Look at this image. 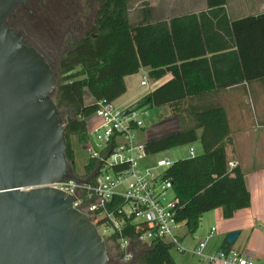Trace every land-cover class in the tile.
<instances>
[{"label": "trees", "instance_id": "obj_1", "mask_svg": "<svg viewBox=\"0 0 264 264\" xmlns=\"http://www.w3.org/2000/svg\"><path fill=\"white\" fill-rule=\"evenodd\" d=\"M226 4L227 0H208L212 15L222 16L227 21L226 26H231L238 34L237 45L244 61L250 56L253 65L263 68L259 74L264 75V12L230 23ZM94 9L85 35L56 58L58 69L53 98L65 114L66 157L71 171L77 173L72 136H76L81 145L87 143L89 118L96 112L97 102L115 101L128 90L126 76L148 67L152 80L168 72L173 73V78L149 91L134 103L135 106H168L179 124L177 131L149 139L146 142L148 154L197 140L203 145L202 152L179 158L164 171V178L173 182L178 200L176 220L184 223L188 233L194 235L206 212L221 208L225 218H232L236 211L250 207L252 195L245 170L240 165L229 167L227 146L234 144V137L227 111L223 105L212 102L213 87L200 83L211 76L204 68L205 47L197 48V36L203 31L199 17L208 14L190 13L133 25L129 0H98ZM241 29L249 33L250 45L239 37ZM66 32L71 34L70 29ZM224 47L228 48L229 44ZM87 94L93 102L86 100ZM95 168V160H89L85 175ZM118 204L123 201L115 199L109 208L115 210L123 228L120 233H112L109 239L118 242L121 236L130 237L134 250L139 251L136 264H178L172 254V242L164 239H155L151 245L139 242V235L149 224L122 215ZM220 249L231 251L232 244L225 240Z\"/></svg>", "mask_w": 264, "mask_h": 264}, {"label": "water", "instance_id": "obj_2", "mask_svg": "<svg viewBox=\"0 0 264 264\" xmlns=\"http://www.w3.org/2000/svg\"><path fill=\"white\" fill-rule=\"evenodd\" d=\"M28 1L0 0V264H109L95 222L71 193L52 185L81 180L66 157L54 69L7 24ZM239 235L232 231L226 240L233 244Z\"/></svg>", "mask_w": 264, "mask_h": 264}, {"label": "crops", "instance_id": "obj_3", "mask_svg": "<svg viewBox=\"0 0 264 264\" xmlns=\"http://www.w3.org/2000/svg\"><path fill=\"white\" fill-rule=\"evenodd\" d=\"M129 6L130 19L133 25L147 21L170 20L173 17L190 13L205 12L208 14L199 17L203 25L201 27L203 31L197 36V48L201 45L205 47L206 52L203 55L207 58V62L205 61L204 68L206 73H211V76L200 83L213 87L212 102L223 105L227 111L234 137V144L227 146L228 160L240 165L245 170L246 181L252 195L251 206L236 211L230 219L235 221L225 225L226 228L222 233L240 231L238 236L240 237L243 229L249 227L251 236L246 247L250 248L232 244V249L250 254L259 263H264V226H261L262 231L256 227L257 222L264 219V75L259 74L263 68L258 64L253 65L250 56L247 62L244 61L237 45L238 34L232 30L231 26L229 28L226 26L227 21L222 16L212 15L213 9L208 6V0H129ZM226 10L231 23L238 19L263 13L264 0H227ZM239 37H243L250 45V35L246 29H241ZM226 44H229L228 48L224 47ZM246 53L245 51V57L248 56ZM149 70L150 68L143 67L140 72L148 73ZM248 73L251 74L248 75ZM172 78V72H168L158 80L150 78L154 81L152 90ZM143 79L146 78L142 77L141 82ZM136 81L137 73L126 76L127 87L130 89L131 94L129 99L126 100L128 103L125 102L120 105L126 106L135 103L149 91H152L145 88L139 89L134 84ZM86 100L88 102L94 101L89 94H87ZM172 116L176 117L174 114ZM147 127L148 122L146 121L145 127L140 131ZM178 129L179 125L173 131L175 132ZM160 136L163 135H153L149 139ZM196 142L199 150L198 152L194 150L198 154L203 151V145L201 140ZM216 215L217 220H223L224 216L221 208L216 209ZM213 227L215 226L203 233L205 237L211 233ZM216 230L218 229L216 228ZM178 231L181 241L187 248H193L199 239L205 238L189 234L184 223H179ZM216 232L208 243L210 251L220 250L226 240V238L225 240L218 238L221 234L216 235ZM257 242L260 244L258 245ZM176 253L174 257L178 264L192 263L194 255L189 251H176ZM201 261L202 264H211L207 261L204 263L205 260L203 259Z\"/></svg>", "mask_w": 264, "mask_h": 264}, {"label": "built area", "instance_id": "obj_4", "mask_svg": "<svg viewBox=\"0 0 264 264\" xmlns=\"http://www.w3.org/2000/svg\"><path fill=\"white\" fill-rule=\"evenodd\" d=\"M141 84L149 86L147 79ZM97 103L96 112L89 118L85 144L89 160H95L96 168L89 175L79 176L80 182L64 179L52 185L74 196V206L91 217L105 239L122 231L123 223L116 217L115 210L109 208L111 202L121 199L123 204L117 207L122 215L149 224L138 237L144 245L164 239L172 242L173 249L189 251L211 264H264L250 254L233 249L210 251L208 243L216 232L215 227L193 248H187L181 241L179 222L175 217L178 200L173 192V182L164 178V171L173 161L162 157L154 165H143L150 154L138 132L146 125L144 117L150 115V107H136L134 103L122 106L104 99ZM190 153L196 155L194 148ZM235 166L234 162H229L230 168ZM118 242L121 262L130 264L134 257L132 239L121 236Z\"/></svg>", "mask_w": 264, "mask_h": 264}, {"label": "rangeland", "instance_id": "obj_5", "mask_svg": "<svg viewBox=\"0 0 264 264\" xmlns=\"http://www.w3.org/2000/svg\"><path fill=\"white\" fill-rule=\"evenodd\" d=\"M39 1L40 0L35 1L34 6L32 7L36 13L35 15L29 14L28 12L24 11V9H20L16 15H23V27L25 28L26 32L32 36L33 40H42L44 42L49 41L48 43L52 47H56L52 51L60 48L58 52L62 53L66 49L70 48L74 42L78 41L85 35L86 31L89 29V24L87 25V22L89 21V19L93 18V13L95 10L94 8L97 6L98 0H43L44 2L43 4H41L42 6H40ZM76 25L77 28L75 27ZM78 27H80L79 30ZM67 29H70L71 34L66 32ZM55 36H57V43H54L52 41ZM43 48H45L46 51V47ZM50 63L54 69L55 76L57 77V59L51 57ZM142 77H145L148 80L149 86L146 87L141 85L140 82ZM153 83L154 81L150 80L148 73H144L141 71L140 73H137V81L134 84H136L139 89L145 88L146 90H152ZM130 94L131 91L130 89H128L126 93H124L114 101L115 104L120 105L125 102L128 103V101L126 100L129 99ZM60 111L63 119L65 120V114L62 110ZM149 113L150 115L144 117L148 122V127L138 132V137L143 142H146L153 135L159 136L170 134L174 132L173 130H176L179 125L177 118L172 116L173 114L167 106L151 107L149 108ZM72 143L76 150V174L77 176L84 177L86 173L85 165L89 161L88 152L85 149L84 144L81 145L80 143H78L76 136H72ZM198 147L199 146L197 142H193L180 145L159 153L150 154L144 160L143 165H154L156 164L157 160L162 157H168L172 161L187 157L191 155V148H194L196 152H198ZM230 219L231 218L224 217L223 220H217L216 209L209 211L204 214L200 228L195 233V235H197L199 238L205 237L203 233L210 230L212 226H215L218 229L216 230V235L221 234V236L217 237L223 238V240H225V238H227L230 233H222L224 231V228H226L225 225L233 223L235 221ZM261 226H264V219L257 222L256 227L260 231H262ZM250 232L251 229L249 227L243 229L242 235L237 238L233 245L236 244L235 246L250 248L246 247L248 246V239L251 236ZM107 240L109 264H125L122 263L120 259L121 247L119 242H115L114 240H111L109 238H107ZM257 244L259 245L260 243L257 242ZM252 250L254 251L255 249ZM176 251L177 250L175 249L172 250L173 256L177 254ZM205 262L206 261H204V263ZM202 263L203 262L201 261V259L198 256L194 255L191 264Z\"/></svg>", "mask_w": 264, "mask_h": 264}, {"label": "flooded vegetation", "instance_id": "obj_6", "mask_svg": "<svg viewBox=\"0 0 264 264\" xmlns=\"http://www.w3.org/2000/svg\"><path fill=\"white\" fill-rule=\"evenodd\" d=\"M35 1L37 0H29L26 4H21L18 6V8L16 9V11L7 19V24L13 28H15L17 31L21 32L22 35H23V42L29 46H32L34 48H36L39 52L43 53L49 61H51V57H54V58H58L60 53L58 52V50L60 49H57L55 51H52L53 49H55L56 47H52L47 41H42V40H33L32 36L29 35L25 28L23 27V24H22V19L24 18L23 15L19 14V16H17V10L19 11L20 9H24V11L28 12L29 14H36L35 11L33 10V6H34V3ZM43 0H40L39 1V4L40 6H42L41 4H43ZM24 13V12H23ZM41 18V16H40ZM11 21V22H10ZM21 25V26H20ZM57 36H55L52 41L54 43H57ZM43 47H46V51H45V48ZM55 54V55H53Z\"/></svg>", "mask_w": 264, "mask_h": 264}]
</instances>
